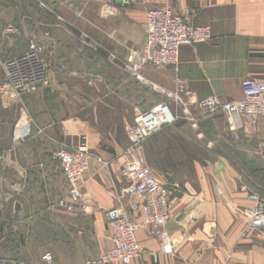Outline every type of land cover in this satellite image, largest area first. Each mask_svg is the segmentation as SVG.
Masks as SVG:
<instances>
[{
    "label": "crops",
    "instance_id": "1",
    "mask_svg": "<svg viewBox=\"0 0 264 264\" xmlns=\"http://www.w3.org/2000/svg\"><path fill=\"white\" fill-rule=\"evenodd\" d=\"M44 2L60 22L46 24L58 71L25 99L33 125L21 141L14 140L18 108L5 107L0 95V264H42L46 252L56 264H90L112 247L107 211L122 206L140 218L136 198L119 199L135 118L169 102L180 86L198 99L236 101L243 81L264 80V0ZM22 4L0 0V55L7 23L20 27ZM149 8L189 11L194 26L211 28L213 41L183 46L177 69L151 66L137 78L125 65L145 42ZM172 107L177 123L144 144L146 165L173 188L170 221L159 235L139 233L146 253L132 264H264V230L250 228L255 197L264 199V123L248 136L230 131L223 115L191 106L194 125ZM89 138L94 159L72 198L55 155Z\"/></svg>",
    "mask_w": 264,
    "mask_h": 264
},
{
    "label": "built area",
    "instance_id": "2",
    "mask_svg": "<svg viewBox=\"0 0 264 264\" xmlns=\"http://www.w3.org/2000/svg\"><path fill=\"white\" fill-rule=\"evenodd\" d=\"M211 41V28L194 26L189 11L176 15L170 8H149L146 12L145 42L142 47L131 51L125 70L140 79L139 75L147 67L177 69L183 46ZM43 53V47L36 41H31L25 54L9 59L2 65L3 83L0 95L5 107L18 108L19 111L14 127L15 141L29 136L33 125L25 99L49 87L50 64L42 58ZM179 88L178 93L167 95L169 102L164 101L141 113L128 129L130 145L124 152L128 162L121 170L125 186L119 199L136 198L138 208L135 210L140 218H132L130 212L122 206L107 211L105 218L112 247L90 264H132L146 253L139 242V233L147 231L151 235H159L170 221L169 203L173 188L159 182L146 165L144 144L164 128L176 124L178 117L172 104L180 107L194 125L195 120L189 115L191 106L197 107L204 116L223 115L230 131H244L248 136L257 135L261 123H264V80L243 81V97L236 101H223L217 96L198 99L184 86ZM262 150L264 152V142ZM55 158L64 171L70 196L78 198L82 179L90 170L94 156L86 145H82L62 149ZM96 160L108 165L102 159ZM255 201L250 228L261 231L264 230V199L255 197ZM41 261L42 264H56L55 257L50 252L44 253Z\"/></svg>",
    "mask_w": 264,
    "mask_h": 264
},
{
    "label": "rangeland",
    "instance_id": "3",
    "mask_svg": "<svg viewBox=\"0 0 264 264\" xmlns=\"http://www.w3.org/2000/svg\"><path fill=\"white\" fill-rule=\"evenodd\" d=\"M38 4L30 5L28 2L23 0L22 4V18L20 21V27L17 28L18 30H12L10 23H7L5 26V42L6 50H3L0 55V60L2 61L1 64L9 59L15 58L17 56L23 55L28 51L29 45L31 41H36L39 45H41L44 49V53L42 54V58L50 64V69L48 73V80L50 81L51 72H57L58 68H56L53 64L52 58L55 53L51 52V30L52 28L47 23H58L55 19V15L52 14V9L45 5L44 0H34ZM11 34L10 39H8L9 35ZM13 36V37H12ZM14 39V44H9L11 40ZM8 43V45H7ZM54 46V45H53ZM55 56V55H54ZM1 69V68H0ZM3 75V74H2ZM3 77V76H2ZM30 112V110H29ZM31 114V113H30ZM177 123V122H176ZM128 132V131H127ZM93 138V137H92ZM87 139V138H86ZM83 140L81 145H86L91 154L93 155V149L95 146V142L89 138L88 140ZM81 143V142H80ZM79 143V144H80ZM77 147V148H78ZM125 152V151H124Z\"/></svg>",
    "mask_w": 264,
    "mask_h": 264
}]
</instances>
